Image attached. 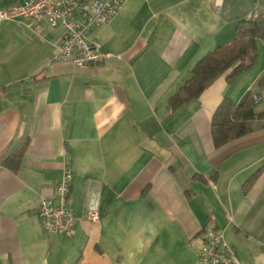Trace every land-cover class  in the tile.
I'll return each mask as SVG.
<instances>
[{
    "label": "crops",
    "instance_id": "crops-1",
    "mask_svg": "<svg viewBox=\"0 0 264 264\" xmlns=\"http://www.w3.org/2000/svg\"><path fill=\"white\" fill-rule=\"evenodd\" d=\"M23 1L0 0V10ZM257 12L264 0H125L90 30L112 57L82 68L52 63L60 28L1 24L0 163L24 151L17 172L0 165V264H199L207 229L240 264H264V126L218 148L210 129L225 97L251 89L255 109L264 100V60L251 78L229 85L225 73L197 100L167 105ZM65 169L79 221L48 236L36 211ZM87 211L99 221L82 219Z\"/></svg>",
    "mask_w": 264,
    "mask_h": 264
},
{
    "label": "built area",
    "instance_id": "built-area-1",
    "mask_svg": "<svg viewBox=\"0 0 264 264\" xmlns=\"http://www.w3.org/2000/svg\"><path fill=\"white\" fill-rule=\"evenodd\" d=\"M214 1L218 8L221 0ZM123 2L125 0H24L21 4L0 10V25L24 22L29 27L46 24L51 29L60 28L61 35L52 63L89 67L112 57L101 52V46L90 36V30L109 23ZM258 100L254 95L253 103H258ZM62 173L61 180L55 185L54 197L41 199L36 211L44 234L48 236L68 235L79 221L68 203L71 170L65 169ZM82 219L97 223L99 215L96 211H87ZM225 242L221 232L204 230L202 246L196 256L198 263L240 264L235 250Z\"/></svg>",
    "mask_w": 264,
    "mask_h": 264
},
{
    "label": "trees",
    "instance_id": "trees-1",
    "mask_svg": "<svg viewBox=\"0 0 264 264\" xmlns=\"http://www.w3.org/2000/svg\"><path fill=\"white\" fill-rule=\"evenodd\" d=\"M257 41L264 44V12L244 17L236 24L231 42L215 48L194 64L189 77L170 96L167 103L169 110L173 112L186 103L197 100L205 89L225 73H228L226 76L228 84L233 85L240 75L255 64ZM255 89H264V77L257 81ZM253 96V90L249 89L237 103L226 97L220 102L212 115L210 127L215 147H221L233 139L246 135L254 122L260 121L264 126V110L255 109L257 103H253ZM23 151L24 149H21L5 158L1 166L17 172ZM260 171L261 169L252 175L245 185H251Z\"/></svg>",
    "mask_w": 264,
    "mask_h": 264
},
{
    "label": "rangeland",
    "instance_id": "rangeland-1",
    "mask_svg": "<svg viewBox=\"0 0 264 264\" xmlns=\"http://www.w3.org/2000/svg\"><path fill=\"white\" fill-rule=\"evenodd\" d=\"M256 47H257V57H256V60H255V64L247 71V76H249L251 78V76H253V74L255 73L256 71V67L259 65L257 63H260L264 60V44L260 41H257L256 42ZM262 63H260V66H261ZM259 67V66H258ZM246 73V72H245ZM244 75V73H243ZM255 75V74H254ZM240 77H242V75H240ZM239 77V78H240ZM238 78V79H239ZM237 79V80H238ZM250 80V79H249ZM258 90V89H257ZM261 95H264V92L261 93ZM262 102H260L257 106H256V109H261L263 106H264V100H261Z\"/></svg>",
    "mask_w": 264,
    "mask_h": 264
}]
</instances>
